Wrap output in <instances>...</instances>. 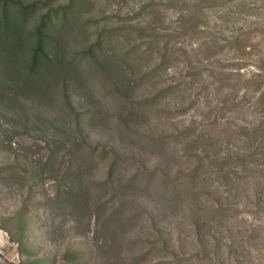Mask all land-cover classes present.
Returning a JSON list of instances; mask_svg holds the SVG:
<instances>
[{"label": "rangeland", "instance_id": "1", "mask_svg": "<svg viewBox=\"0 0 264 264\" xmlns=\"http://www.w3.org/2000/svg\"><path fill=\"white\" fill-rule=\"evenodd\" d=\"M0 264H264V0H0Z\"/></svg>", "mask_w": 264, "mask_h": 264}, {"label": "trees", "instance_id": "2", "mask_svg": "<svg viewBox=\"0 0 264 264\" xmlns=\"http://www.w3.org/2000/svg\"><path fill=\"white\" fill-rule=\"evenodd\" d=\"M42 39H43V36L41 34L40 40H39V43H38L37 52H36L37 53V56L36 57H38L39 54H44L43 46H42V43H41V40Z\"/></svg>", "mask_w": 264, "mask_h": 264}]
</instances>
